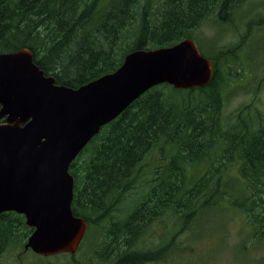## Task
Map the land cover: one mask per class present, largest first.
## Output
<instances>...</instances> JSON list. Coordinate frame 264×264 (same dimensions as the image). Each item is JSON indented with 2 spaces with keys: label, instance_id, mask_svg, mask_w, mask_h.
Returning a JSON list of instances; mask_svg holds the SVG:
<instances>
[{
  "label": "trees",
  "instance_id": "trees-1",
  "mask_svg": "<svg viewBox=\"0 0 264 264\" xmlns=\"http://www.w3.org/2000/svg\"><path fill=\"white\" fill-rule=\"evenodd\" d=\"M233 3L0 0V53L28 48L36 64L53 75L57 84L79 88L116 71L132 51L169 47L194 38L197 28L216 9L229 10L227 22ZM220 53L207 55L215 69L209 87L176 90L165 84L151 89L105 125L71 164L74 214L89 223L85 239L95 233L94 248L110 250L112 264L164 260L163 248L138 250L149 228L143 225L153 219L151 213H176L177 205L192 207L191 212L179 215L184 224L211 198L248 212L250 225L259 231V239L264 238V126H225L218 108L197 106L222 105L224 82L236 77L229 72L223 79L220 66L226 55ZM155 147L160 148L165 166L146 189L136 175ZM221 160L225 166L211 178V184H201L209 170L199 179L198 170ZM232 170L246 182V199L222 191V178ZM184 196L188 198L183 200ZM121 207L128 213L117 219ZM32 231L22 215L1 214L0 255L18 240L25 243Z\"/></svg>",
  "mask_w": 264,
  "mask_h": 264
},
{
  "label": "water",
  "instance_id": "water-1",
  "mask_svg": "<svg viewBox=\"0 0 264 264\" xmlns=\"http://www.w3.org/2000/svg\"><path fill=\"white\" fill-rule=\"evenodd\" d=\"M212 77L191 38L131 52L115 72L77 89L56 84L28 48L1 53L0 215H25L34 229L25 249L45 257L78 251L88 222L72 211L69 169L103 126L155 86L204 87Z\"/></svg>",
  "mask_w": 264,
  "mask_h": 264
},
{
  "label": "rangeland",
  "instance_id": "rangeland-1",
  "mask_svg": "<svg viewBox=\"0 0 264 264\" xmlns=\"http://www.w3.org/2000/svg\"><path fill=\"white\" fill-rule=\"evenodd\" d=\"M234 1L231 18L227 22L225 18L229 10L226 7L222 11L216 9L197 28L194 37L197 45L200 44L209 54L220 48H238L242 45L241 49L246 43V35L252 34L240 52H237L239 49L233 52L237 53V59L240 55L242 78L236 81L238 86L230 82L222 95V105L197 106L199 109L218 108L217 115L225 126L246 123L259 129L264 126V0ZM259 18L260 29L254 32ZM228 65L229 62L220 66L222 75L226 73V77ZM161 154L160 148L155 147L138 168L136 178L145 184L146 189L156 173L165 166ZM224 166L221 160L212 167H201L196 174L198 179L206 171L209 172L199 182L210 185L211 178ZM222 180L223 192L239 200L242 197L246 199V182L238 172L232 170ZM187 198L184 196L183 200ZM177 210L176 213L162 215H154L153 212V219H148L143 225L149 228L143 243L138 244V250L163 248L166 255L164 260L154 264H264V238H258L261 235L250 225L248 212L211 198L207 205L197 208L195 214L183 224L179 215L191 212L192 207L177 205ZM127 213L126 208L121 207L116 214L117 219H123ZM94 239L95 233H89L76 254L66 253L48 258L32 251L23 253L25 243L18 240L0 255V264H112L114 256L109 258L110 250L94 248Z\"/></svg>",
  "mask_w": 264,
  "mask_h": 264
}]
</instances>
